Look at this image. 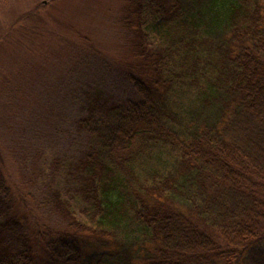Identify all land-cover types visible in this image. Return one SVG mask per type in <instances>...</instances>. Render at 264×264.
I'll use <instances>...</instances> for the list:
<instances>
[{"label": "trees", "instance_id": "obj_1", "mask_svg": "<svg viewBox=\"0 0 264 264\" xmlns=\"http://www.w3.org/2000/svg\"><path fill=\"white\" fill-rule=\"evenodd\" d=\"M118 23L131 61L93 64L96 87L129 95L82 84V135H43L66 141L42 189L56 229L28 235L0 169V264H264V0H123Z\"/></svg>", "mask_w": 264, "mask_h": 264}, {"label": "rangeland", "instance_id": "obj_2", "mask_svg": "<svg viewBox=\"0 0 264 264\" xmlns=\"http://www.w3.org/2000/svg\"><path fill=\"white\" fill-rule=\"evenodd\" d=\"M122 6L123 0L0 2V36L5 41L0 42V169L10 189L14 209L31 237L42 228L56 226L42 206V189L48 182L45 177L52 160L61 157L59 152L66 141L55 143L57 139L43 136L44 132L57 131L61 136L71 137L82 135L75 127L69 128L73 120L69 112L70 95L82 84L93 87V93L99 89L122 99L129 95L125 88L115 91L104 85L96 87L104 80H99L101 75H96L93 67V64L104 63L123 69L131 61L118 23ZM18 23L23 28L15 39L11 32ZM148 32L149 40L156 42L154 30ZM106 78L110 81L109 74ZM56 115L59 118L53 125L52 118ZM146 169L149 170V165ZM60 170L65 176L62 168ZM56 182L59 187L64 185L61 180ZM73 202L78 218L89 225L90 220L81 213V204ZM108 230L115 232L119 241L132 236L126 226Z\"/></svg>", "mask_w": 264, "mask_h": 264}]
</instances>
